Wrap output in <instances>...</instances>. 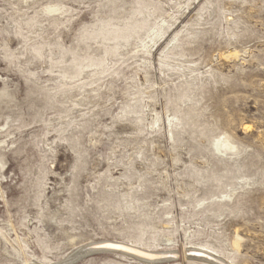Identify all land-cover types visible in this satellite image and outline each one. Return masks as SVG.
<instances>
[{
    "label": "rangeland",
    "instance_id": "1",
    "mask_svg": "<svg viewBox=\"0 0 264 264\" xmlns=\"http://www.w3.org/2000/svg\"><path fill=\"white\" fill-rule=\"evenodd\" d=\"M0 197L17 264H264V0H0Z\"/></svg>",
    "mask_w": 264,
    "mask_h": 264
},
{
    "label": "water",
    "instance_id": "2",
    "mask_svg": "<svg viewBox=\"0 0 264 264\" xmlns=\"http://www.w3.org/2000/svg\"><path fill=\"white\" fill-rule=\"evenodd\" d=\"M19 245L0 197V264H17Z\"/></svg>",
    "mask_w": 264,
    "mask_h": 264
},
{
    "label": "bare ground",
    "instance_id": "3",
    "mask_svg": "<svg viewBox=\"0 0 264 264\" xmlns=\"http://www.w3.org/2000/svg\"><path fill=\"white\" fill-rule=\"evenodd\" d=\"M220 149V148H219ZM221 153V152H220ZM110 242V241H109ZM103 243V242H102ZM113 244H114V242H113ZM128 245V244H127ZM126 246V245H125ZM129 246V245H128ZM150 253V252H149ZM209 255H211V254H209ZM212 256V255H211ZM209 257V256H208ZM214 257V256H213ZM149 258H152V256H150ZM215 258H217V257H215Z\"/></svg>",
    "mask_w": 264,
    "mask_h": 264
}]
</instances>
